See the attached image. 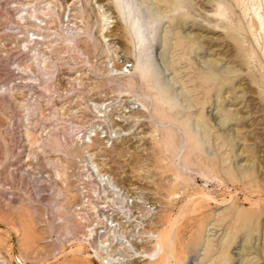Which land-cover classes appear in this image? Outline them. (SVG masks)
<instances>
[{
  "label": "rangeland",
  "instance_id": "374dc122",
  "mask_svg": "<svg viewBox=\"0 0 264 264\" xmlns=\"http://www.w3.org/2000/svg\"><path fill=\"white\" fill-rule=\"evenodd\" d=\"M0 264H264V0H0Z\"/></svg>",
  "mask_w": 264,
  "mask_h": 264
},
{
  "label": "bare ground",
  "instance_id": "6f19581e",
  "mask_svg": "<svg viewBox=\"0 0 264 264\" xmlns=\"http://www.w3.org/2000/svg\"><path fill=\"white\" fill-rule=\"evenodd\" d=\"M117 1V0H116ZM163 209V208H162ZM173 234V233H172ZM171 238V237H170ZM168 253V252H167ZM188 254V253H187ZM165 255V254H164ZM175 256V255H174ZM186 256V255H185ZM168 258H169V256H168ZM165 259V258H164ZM172 263V262H171Z\"/></svg>",
  "mask_w": 264,
  "mask_h": 264
}]
</instances>
